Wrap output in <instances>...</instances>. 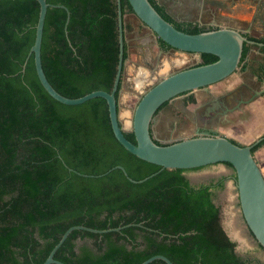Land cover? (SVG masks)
Listing matches in <instances>:
<instances>
[{"label":"trees","instance_id":"trees-1","mask_svg":"<svg viewBox=\"0 0 264 264\" xmlns=\"http://www.w3.org/2000/svg\"><path fill=\"white\" fill-rule=\"evenodd\" d=\"M47 2L41 58L49 82L68 98L111 92L120 52L117 0ZM150 2L170 21L156 0ZM121 6L124 16L133 13L129 0ZM40 8L37 0H0V264H43L77 225L119 230L72 231L55 254L65 264H141L155 255L174 264L256 262L238 253L213 200L226 177L194 186L185 175L194 169L160 171L118 141L106 99L67 105L47 92L30 54ZM175 26L190 34L204 30ZM251 46L244 44L242 61ZM217 59L205 53L198 65ZM125 136L137 143L133 131Z\"/></svg>","mask_w":264,"mask_h":264},{"label":"water","instance_id":"water-1","mask_svg":"<svg viewBox=\"0 0 264 264\" xmlns=\"http://www.w3.org/2000/svg\"><path fill=\"white\" fill-rule=\"evenodd\" d=\"M37 1L40 3L41 8L36 28V39L30 54L35 56L37 74L47 92L57 101L67 105H79L96 97L106 99L112 128L118 141L137 157L159 165L161 167L160 171L195 169L218 163L232 164L236 172V185L244 221L257 243L264 249V175L252 152L253 146L263 138L260 137L252 144L243 145L234 143L230 138L207 129L199 130L197 135L191 138H183L169 143H157L152 133L153 124L157 121V113L164 103L172 101L179 95L199 89H207L212 84L228 78L241 68L240 63L244 44L257 45V43L232 28H221L197 34L186 33L166 20L150 0H129L133 13L139 21L170 46L171 49L179 51L183 55L187 54L185 57H189L188 54L194 55L200 61H202V54L205 53L213 54L218 59L209 64L181 68L163 77L148 88H146V80L143 78L140 86L136 88L142 96L133 108L128 109L122 107L121 104L123 75L126 65V60L124 59L125 23L121 0H117L120 52L112 91L96 90L79 98H68L60 94L52 86L42 66V40L45 19L50 4L47 0ZM69 19L70 13L68 12L66 30ZM120 83L121 89L119 90ZM117 92L119 98L116 97ZM263 93L264 88L257 91L251 98L241 100L234 108H228L227 110H237L242 104H249ZM222 111L225 112L226 109ZM131 131L135 134L136 144L125 136V132ZM116 168L122 169L127 175L126 170L122 166H117ZM113 169L97 176H104ZM152 176L139 181L132 178L130 180L135 183H142ZM74 230L106 233L112 230H119V228L98 230L81 225L72 226L66 230L43 264H65L55 259V254ZM158 259L164 260L167 264H174L163 255H155L141 264H150Z\"/></svg>","mask_w":264,"mask_h":264},{"label":"rangeland","instance_id":"rangeland-1","mask_svg":"<svg viewBox=\"0 0 264 264\" xmlns=\"http://www.w3.org/2000/svg\"><path fill=\"white\" fill-rule=\"evenodd\" d=\"M199 1L201 0H158V3L164 5V7L166 6L167 12L170 15H172V17H174V19L176 20L183 19V17H188L194 22L199 21L201 24H205V23L208 24L211 22L208 16H206V19L204 18L201 19L200 13L196 10V8H191L194 2H199ZM180 2H183L184 5L179 6L178 4ZM263 2L264 0L261 1V4L259 6H256L257 3H255L256 5L247 4V6L246 4H243L240 7L239 11L235 10L236 12L234 14L231 13V15L230 14L220 15L222 19L220 20L221 25L222 26L232 25L234 27H237L238 29L246 31V26L249 25V23H251L253 20L252 13H255V11L263 10V6H264ZM239 3L240 2L238 1V4ZM136 21L138 22L139 19H136ZM134 26H136L135 22H134ZM255 26L256 28H254L250 32L252 36L254 37L264 36V32L260 28L261 26L259 25L258 22L255 24ZM133 36H134L133 34L129 35L130 38H132ZM170 55L171 56L168 60L165 58L158 59L157 55H154V57L157 58L156 61H154L153 64L148 67L149 70L146 73L147 76L145 77L146 74L144 76L142 75L143 77L140 79L142 82L143 78H145L147 85L146 88H148L150 85L152 86L163 77L171 73H174L181 68L191 67L196 64V57L194 55L188 54L189 57H185L184 55L182 56V54L179 51H174V50H171ZM257 58L258 59H253L252 62L259 61V56H257ZM250 71L251 70L249 69L248 70L238 69L228 78L218 83L212 84L211 86L223 87L225 89L222 92L226 93L230 88V84L233 83L232 80L237 79L240 76L242 78V83H251L250 81L252 80L251 79L252 75L250 74ZM127 78L128 76H126V82L128 83H126L125 85L127 87V88L125 87V89H128L126 107L131 106L133 108L138 102V99L133 96L136 93L135 92L136 88L133 79L130 78V80H128ZM261 83H257V85L262 87V85H264V82ZM237 85H239V83ZM201 93L202 92H200V95ZM202 95L204 96L202 97V100H204V98H208V96L204 95L203 93ZM188 100L189 99H187V101L185 100L181 101V99H177L172 104H169L162 109V113L164 117L162 122L160 123L161 136L159 137V139L161 142L163 143L173 142L175 141L174 140L175 138L177 139L179 137H186L188 134H192V129L194 125L191 120H194V117H196V114H198L199 110L197 111L195 110V113H193L190 108H187L185 106L186 102L188 104L191 103L190 101L188 102ZM195 102L197 101L195 100L194 103ZM122 107H124V104H122ZM192 115L194 117H192ZM167 121H169L171 124L169 125ZM187 130L188 133L184 135V131ZM233 138L238 142L243 143L241 142L242 140L238 135H235ZM243 145H247V144L243 143ZM215 166H217V164L207 165L200 169L187 171V174L191 178V183L194 186H199L202 184H208L213 181H218L222 179L223 178L222 176L213 177L212 172L217 170ZM232 175L233 176L231 179H233L234 181L233 187L229 188L227 186L226 181L228 178L225 176L226 180L224 182V187L216 188L213 191V200L215 204H217L220 208L222 225L229 234V236L233 238L236 235L237 238L241 241V242H237L235 240L237 242L238 253L239 252L242 254L246 253L245 257H250V258H253V256H258L264 260V253L260 249L261 247L255 240L253 235L250 233L243 218V214L240 207L238 189L236 185L235 170L233 171ZM262 259H256L257 261L252 262L251 264H264V261H262Z\"/></svg>","mask_w":264,"mask_h":264},{"label":"crops","instance_id":"crops-1","mask_svg":"<svg viewBox=\"0 0 264 264\" xmlns=\"http://www.w3.org/2000/svg\"><path fill=\"white\" fill-rule=\"evenodd\" d=\"M134 16L135 14L130 13V12H128L124 16L127 60H126L125 71L123 75V94L121 95V104H124V107L128 109H130L131 106L126 107L127 94H128V89H125L126 87L125 85L126 83H128L126 82V76H128L127 78L128 80H130V78L134 79V77L136 76V73L139 74L140 72H142L141 75H144L145 70L148 69V67L145 65H142L141 67H136L135 61H137V59L136 57H134L135 55H133L134 54L133 49H131V46H133L134 43L130 44V42L132 41V39L136 38L135 34L140 32L138 36L139 39L136 40L138 47H140L139 50L149 49L148 47L149 41L151 42L153 41V38H155L154 33L141 22H140L141 24L139 23V21L137 22L136 19L138 18L135 16L136 17L135 19ZM134 22L136 26H134ZM141 25H142L141 27L142 29H140ZM130 34H133L134 36L130 38L129 37ZM253 38H256L258 40L259 39H263V40L259 44L251 46L247 59L242 64L240 69L241 70L249 69L251 71H254L257 65V68H258L257 70L259 71H257L258 73L257 72L254 73V76L256 77L258 74L262 75V73L264 72V43H263L264 36L253 37ZM151 46H154V45H151ZM150 54L151 53L149 52L147 56L148 58H150L149 57ZM184 56H187V54H184ZM257 56H259V61L251 62L253 59H258ZM232 81L233 83L230 84V88L228 92L226 93L222 92L225 89L223 87L210 86L207 89H199V90L190 92L186 95L178 96L176 97V99H173L172 101L169 102V104H172L177 99H181V101H184V100L187 101V99L193 97L195 98L197 102L195 103L193 102L189 104L186 102L185 106L187 108H190L193 113H195V110L196 111L199 110L198 114H196V117L192 115V117H194V120H191L194 125L192 129V134H188L186 137H179L177 139L175 138L174 139L175 141L180 140L181 138L183 139V138L194 137L197 135L199 130H207V129L215 131L217 134L228 137L230 139H234L233 137L235 135H238L240 139L242 140L241 142L245 144H252L253 142H255V140L264 136V93L261 96H257L255 100H253L249 104H242L239 109L231 110L236 105H238L241 100H247L250 98L248 96L244 97V95H242V93L237 91L236 89L238 86L237 84L238 83L239 85L241 84V81H242L241 76L238 77L237 79H233ZM261 88L263 89L264 85ZM200 92L208 96V99L204 98V100H202V97L204 96L202 95V93L200 95ZM199 95H200V98H199ZM222 96L223 98L220 101L218 98ZM214 100L216 101L219 100L220 102L213 103ZM228 108H231V109L228 111L227 110ZM224 109H226L225 112L222 111ZM163 117L164 115L161 110L159 111V114H157V121L153 124V127H152L153 137L156 141H159V142H161L159 139V137L161 136L160 123L162 122ZM187 133H188V130L184 131V135H186ZM254 156L264 175V145L254 152ZM215 167L217 168V170L212 172L213 177H218V176L225 177L226 176L228 178L226 181L227 186L229 188L233 187L234 181L233 179H231L233 176L232 173L234 171L233 168H231L229 165L225 163H219ZM185 175L191 182V178L189 177L187 172H185ZM232 239L236 240L237 242H241L237 238L236 235ZM260 249L264 253V249L262 248ZM240 255L245 257L246 253L245 254L240 253ZM253 258L262 259L258 256H253ZM262 261L264 260L262 259Z\"/></svg>","mask_w":264,"mask_h":264},{"label":"flooded vegetation","instance_id":"flooded-vegetation-1","mask_svg":"<svg viewBox=\"0 0 264 264\" xmlns=\"http://www.w3.org/2000/svg\"><path fill=\"white\" fill-rule=\"evenodd\" d=\"M156 1L158 3V0H156ZM238 1L240 2L239 4H238ZM261 1L262 0H201L199 2H194L192 4V6L190 4L191 8H196V10L200 13L201 19H203V18L206 19V16H208L210 18L211 22L208 23V24H206V23L205 24H201L199 21L194 22L191 19H189L188 17H183V19L176 20V19H174V17H172V15H170L167 12L166 6L164 7V5H161L160 3H158V4H159L160 8H162L163 13L170 19V21L173 22V23L172 22L171 23L174 26L176 24H183V25L193 24L195 26L203 28L204 30L202 32H207V31H211V30H217V29H221V28H232V29H236V30L240 31L246 37H254V36H252V34L250 32L254 28H256L255 24L257 22L259 23V25L261 26L260 28L264 32V6H263V10L255 11V13H252L253 20H252L251 23H249V25L246 26V31L238 29L237 27H234L232 25L222 26L221 23H220V20H222L220 15H224V14H230L231 15V13L234 14L236 11H239L240 7L243 4H246V6H247V4L256 5L255 3H257L256 6H259L261 4ZM178 5L179 6H183L184 3L180 2ZM141 27H142V25L140 26V29H142ZM140 31H142V30H140ZM139 33L135 34L136 38L132 39V41L130 42V44L134 43L133 46H131V45L130 46H131V49H133V52H134L133 55H135L134 57H136V59H137V61H135L136 67H141L142 65H145V66L149 67L157 59V58L154 57V55H157L158 59L159 58H165V59H169L170 58V56H171L170 52L173 49H171L168 46H164L161 43L160 39L155 34H154L155 38H153V41H151V42L149 41V46H148L149 49L139 50L140 47H138V45L136 43L137 42L136 40L139 39V37H138ZM150 44L154 45V46H151ZM149 52L151 53L150 56H149L150 58L147 57ZM201 60H202V57H201ZM202 61H199L196 58V64L193 65V66H196V65H198L200 63H203ZM245 61H242V58H241L240 66H242V64ZM257 69L258 68H257V65H256L255 70L254 71H250V74L252 75V78H251L252 80L250 81L251 83H242V81H241V84L238 85L237 88H236L237 91L241 92L242 95H244V97L248 96V97L251 98L257 91L262 90V88L260 86H258L257 83L264 82V78L260 74L257 75L258 77L254 76V73L259 71ZM147 71H148V69H146L144 73L146 74ZM141 73L142 72H140L139 74L136 73V76L133 79L135 88L136 87L138 88L140 86V84H141V80L140 79L145 75L144 74L142 76ZM135 92L136 93L133 96L136 97L137 99H140L142 94L139 93V91L137 89L135 90ZM186 94H188V93H186ZM186 94H183V95H186ZM179 96H181V95H179ZM222 98H223V96L218 98V99L221 101ZM206 99H208V98H206ZM219 100H217V101L214 100L213 103L220 102ZM168 105H169V103H168ZM167 123L169 125L171 124L169 121H167Z\"/></svg>","mask_w":264,"mask_h":264}]
</instances>
